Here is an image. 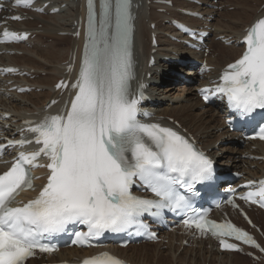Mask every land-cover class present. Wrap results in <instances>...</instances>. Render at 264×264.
<instances>
[{
    "label": "snow or ice",
    "instance_id": "6c2138e0",
    "mask_svg": "<svg viewBox=\"0 0 264 264\" xmlns=\"http://www.w3.org/2000/svg\"><path fill=\"white\" fill-rule=\"evenodd\" d=\"M33 2L16 0L25 8ZM133 20L132 0H87L78 78L72 85L64 81L57 85L71 87L73 96L57 114L27 122L34 139L7 141L12 148L32 143L41 147L36 152L21 151L0 174V264H26L37 251L53 252L55 246L46 239L65 232L70 224L86 226L87 231L73 233V243L82 246H96L91 242L107 232L135 230L153 239L155 234L142 218L160 217L165 209L183 213L187 228H195L201 236L210 232L225 250L240 249L223 237L260 247L232 223H215L192 208L195 185L212 177L213 162L177 130L138 118L142 93L135 98L131 91ZM9 35L15 41L28 38L26 33L3 32L4 37ZM243 40L245 51L227 66L223 83L201 94L205 100L221 94L234 112L247 116L264 110V16L247 29ZM56 103L53 100L51 105ZM256 138L264 140V127ZM41 156L47 158L43 165L37 163ZM36 167L48 170L47 182L39 190L33 184ZM136 185L154 198L135 195ZM27 190L38 194L27 202L18 200ZM242 198L264 207V180L258 190ZM82 264L122 262L104 252Z\"/></svg>",
    "mask_w": 264,
    "mask_h": 264
},
{
    "label": "bare ground",
    "instance_id": "6f19581e",
    "mask_svg": "<svg viewBox=\"0 0 264 264\" xmlns=\"http://www.w3.org/2000/svg\"><path fill=\"white\" fill-rule=\"evenodd\" d=\"M56 1H61V3H64L68 0ZM143 1L147 2L148 0ZM174 1L177 5L183 4L182 0L179 2L177 0ZM231 2L232 0H224L222 4H230V6H237L238 10L234 11L233 14L231 12L229 15H227L226 19H224V17L221 18L220 16L222 14H219V17L216 19V22L214 24L217 30L215 36L226 35L229 37L232 36L234 38L244 27L248 26L256 18L264 14V10L259 14V10L264 4V0H260L251 6L248 4L247 1L243 2V0H235L233 1V3ZM166 9L168 8L166 7ZM47 11H49V9H47ZM68 12H70V24H68V21H63L65 19H61L60 15L37 16L35 22L18 24L19 29H37V24L43 22V29L45 31L44 33L40 34V36L37 37L34 41L30 42L31 44H33L32 49L20 47V50L24 51L26 56H22L21 58L17 56L6 58L10 61V63L26 66L30 69H35L36 71L47 72V75L46 77H38L40 80H29L32 85L43 88L41 92H32L30 94L22 96H17L16 93H12L11 98L8 100L9 102L6 101L4 103L5 105H7V107H10V112H14L15 114H17L15 115V117H11L12 119H16V117H18L20 113L21 115H23L32 112L37 108L43 107L49 101V99H51L53 96H57V94L53 92V87L57 80L64 73V70L61 68V65L68 60L70 51L74 49L76 44L78 43L73 38H67L68 41L65 43L63 41L65 38L58 36L60 32L70 30L71 23L74 19L78 17V8L76 10L72 8L68 10ZM168 12H172V15H175L173 9H169ZM141 14L142 18L140 20L139 32L137 33L136 38L139 58L140 60H143L142 64L143 66H145L149 61V56L152 50L150 41L151 31L149 29V23L157 22L158 28L161 30H167L168 26L163 24L164 19L166 17L162 18V15L157 13L153 6L146 5L141 10ZM146 19H149L150 22L146 23ZM43 37L62 39L61 43L64 44L58 47L57 44L54 43L45 47L47 42L43 40ZM160 42L162 45L166 46L172 44L162 35L160 36ZM78 44L80 47V55L82 44ZM216 44L218 45L219 43ZM43 45L45 48L43 47ZM177 51L180 52V48H178ZM238 54L239 50L234 47H223L220 50V55L217 58V61L212 62L215 65L225 64L230 61H233L238 56ZM28 55H30V57H28ZM166 55H170V49H167ZM1 59L4 58L2 57ZM167 67L168 66H163L164 69H166ZM157 71L158 68L154 70L155 77H157ZM148 72L152 73L153 71L149 70ZM40 84L43 85L39 86ZM183 88L184 89L182 90V88L170 86L165 91L163 90V98H166L167 94L170 93L168 98L170 99V101L175 102L178 106L173 108L165 107L162 108L159 112L162 115L175 117L185 127H187L189 131L193 133L207 149L212 148L214 151L216 149L215 143L223 139L224 136L223 132L218 131L222 127V125L219 124L217 127H215V125L220 122L221 117L217 113H213L212 110L209 109L199 111L201 105L196 98L194 88H187L185 86ZM160 89L161 87L155 89L156 94L161 91ZM13 98L15 99L12 100ZM19 98L22 101L26 100L28 103H30V105L22 106L21 103L18 102ZM10 100H12V102ZM17 105L19 106L17 107ZM193 110L198 111V114H195ZM203 121L208 123L204 124ZM228 145L230 144L228 143ZM260 148L264 149V144L261 145ZM243 152L244 149H230V147H225L224 145L222 147L219 146L218 151H214L213 155H217L218 157L222 158L220 165H228L231 166L233 169L244 167V169L248 172L249 176L264 175V163L256 164L254 169H247L244 166L245 160L241 157ZM253 153L261 155L258 151H255ZM252 165H255V163H253ZM261 219L264 221V215H261ZM150 245L153 244L142 245V248L130 247L123 250H116V252L126 260L132 262L133 264H206L207 262H209V264H232L231 262L234 261L235 263V260L229 257H234L237 255L223 254L220 256L217 251L212 252L207 250H200L197 252L195 250L185 248L182 253L175 257V255L180 250L177 248L174 249L173 247H168V254H166L165 258L164 254H162V251L160 250V247L164 246V244L154 245L155 249L152 250V253L149 252V249L147 248V246ZM88 253L89 252H84L83 254H79V256L86 255ZM189 253L191 254L190 257H188ZM239 259L241 260L243 258ZM236 264L239 263L236 262Z\"/></svg>",
    "mask_w": 264,
    "mask_h": 264
},
{
    "label": "rangeland",
    "instance_id": "374dc122",
    "mask_svg": "<svg viewBox=\"0 0 264 264\" xmlns=\"http://www.w3.org/2000/svg\"><path fill=\"white\" fill-rule=\"evenodd\" d=\"M47 1H50V0H46L45 2H47ZM178 2L179 1H181V0H177ZM233 1H235V0H232V2ZM244 1H247L248 2V4L251 6V5H254L256 2H258V1H260V0H254V2H253V0H243V2ZM251 1V2H250ZM261 1H263V0H261ZM237 7V6H236ZM236 7H230L229 8V10H230V12L229 11H227V12H223V13H221L222 15L220 16L221 18L222 17H224V19H226L227 18V15H229L231 12H232V14L234 13V11L236 10L237 11V9H236ZM170 13V12H169ZM171 14H172V12H171ZM68 15V13H64L63 15H61L60 16V18L61 19H65V20H63V21H66L67 22V20H68V17L69 16H67ZM41 23H43V22H41ZM42 24H40V23H38L37 24V26L40 28V26H41ZM37 27V29H39ZM44 28V27H43ZM60 37V36H59ZM62 38H64V37H62ZM43 40L45 41V42H47V44L45 45V47H47V46H49V45H51V44H54L55 43V40H56V44H57V46L58 47H60V46H62L64 43H61L62 42V39H53V38H48V37H43ZM68 41V39H65L64 40V42L66 43ZM60 44V45H59ZM43 47H44V45H43ZM44 47V48H45ZM217 47H218V45H217ZM18 57H22V56H18ZM167 69V68H166ZM42 77H45V76H42ZM36 80H40L39 78H37V79H35V81ZM165 83V81L163 80V84ZM43 84H40L39 86H42ZM179 88H182V87H179ZM167 89V86L164 88V89H160L161 91L160 92H158L157 94H156V96H157V98L158 99H160V100H162L163 102H164V104L162 105V108H165V107H177L178 105L175 103V102H173V101H170V99L168 98V96H169V94L170 93H168L167 94V98H163V93H164V91ZM184 88H182V90H183ZM164 90V91H163ZM162 92V93H161ZM39 93V92H38ZM159 94H161V95H159ZM161 96V97H160ZM21 99L19 98L18 99V102H20L21 103V105L24 103V105L23 106H25V105H30V103H28L26 100H24V101H20ZM27 103V104H26ZM168 103V104H167ZM171 103H173L174 105L173 106H170L171 105ZM19 105H17V107H18ZM194 111V110H193ZM196 111V110H195ZM196 114V113H195ZM198 114V113H197ZM207 120V119H206ZM204 122V124H207L208 122H205V121H203ZM228 144H226L225 145V147H230V149L232 148L231 147V145H228ZM232 149H234V148H232ZM230 154V153H229ZM150 246H153V245H150ZM155 247V246H154ZM153 247V249H155ZM148 249H149V252H151L152 253V250L153 249H151L152 247H147ZM162 254H164V256H165V258H166V254L165 253H163V251H162ZM238 255V254H237ZM232 256V257H229V258H231V259H233V260H235V263H234V261H232L231 263L232 264H236V262H238L239 264H242L241 263V260L239 259V258H243V257H241V256ZM245 264V263H244Z\"/></svg>",
    "mask_w": 264,
    "mask_h": 264
}]
</instances>
